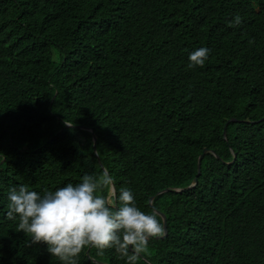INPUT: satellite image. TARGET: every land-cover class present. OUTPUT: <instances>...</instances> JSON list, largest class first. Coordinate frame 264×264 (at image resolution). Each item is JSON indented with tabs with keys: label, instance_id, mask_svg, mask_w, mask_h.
<instances>
[{
	"label": "trees",
	"instance_id": "obj_1",
	"mask_svg": "<svg viewBox=\"0 0 264 264\" xmlns=\"http://www.w3.org/2000/svg\"><path fill=\"white\" fill-rule=\"evenodd\" d=\"M104 172L166 215L138 264H264V0H0V264H61L7 218L10 187Z\"/></svg>",
	"mask_w": 264,
	"mask_h": 264
},
{
	"label": "clouds",
	"instance_id": "obj_2",
	"mask_svg": "<svg viewBox=\"0 0 264 264\" xmlns=\"http://www.w3.org/2000/svg\"><path fill=\"white\" fill-rule=\"evenodd\" d=\"M241 22L236 15L229 26ZM209 53L208 48L190 53L188 67H203ZM113 183L104 172L86 174L75 185L68 183L43 195L27 185L13 186L8 190L7 218L18 219L17 231L30 236L33 245H47L61 264H79L87 247L101 252L114 249L126 264H138L149 253V241L162 237L164 228L156 212L146 214L136 206L130 189L122 187L117 194Z\"/></svg>",
	"mask_w": 264,
	"mask_h": 264
},
{
	"label": "water",
	"instance_id": "obj_3",
	"mask_svg": "<svg viewBox=\"0 0 264 264\" xmlns=\"http://www.w3.org/2000/svg\"><path fill=\"white\" fill-rule=\"evenodd\" d=\"M231 121H234V119L229 120V121L227 122L226 126H227ZM224 135L226 136V128H225ZM94 140H96L95 137H94ZM207 152H208V150L205 149V150H204V153L199 157V161H198V175H197V177H199L200 174H201V164H202V160H203V158H204V155H205ZM196 185H197V178L193 181V184H192L191 186H189V187H187V188H185V189H171V190H167V191H172V192L181 193V192H183V191H185V190L193 189ZM113 188H114V190H115V186H114V184H113ZM115 191H116V190H115ZM153 202H154V198H151L149 204H150L152 207H153ZM155 212H156V213L162 218V220H163V228H164V230L166 231V230H167V218H166V215L163 214V213H161V212H159V211H156V210H155ZM165 235H166V234H165ZM87 253L89 254L88 251H87Z\"/></svg>",
	"mask_w": 264,
	"mask_h": 264
},
{
	"label": "bare ground",
	"instance_id": "obj_4",
	"mask_svg": "<svg viewBox=\"0 0 264 264\" xmlns=\"http://www.w3.org/2000/svg\"><path fill=\"white\" fill-rule=\"evenodd\" d=\"M114 184V183H113ZM115 186V185H114ZM167 192V191H166ZM160 194H162L161 192L158 194V195H160ZM152 198H154V200H155V197H152ZM164 214V213H163Z\"/></svg>",
	"mask_w": 264,
	"mask_h": 264
},
{
	"label": "rangeland",
	"instance_id": "obj_5",
	"mask_svg": "<svg viewBox=\"0 0 264 264\" xmlns=\"http://www.w3.org/2000/svg\"><path fill=\"white\" fill-rule=\"evenodd\" d=\"M57 55H56V51H55V55H54V58L56 57ZM167 191V190H166ZM161 193H163V192H161Z\"/></svg>",
	"mask_w": 264,
	"mask_h": 264
}]
</instances>
